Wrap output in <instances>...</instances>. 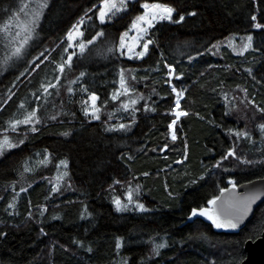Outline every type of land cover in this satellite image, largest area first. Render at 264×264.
I'll return each instance as SVG.
<instances>
[{
  "label": "trees",
  "instance_id": "16d2710c",
  "mask_svg": "<svg viewBox=\"0 0 264 264\" xmlns=\"http://www.w3.org/2000/svg\"><path fill=\"white\" fill-rule=\"evenodd\" d=\"M23 1L0 0V26ZM145 2L127 0L126 11L102 25L100 0H47L18 59L22 69L0 67V140L9 134L24 141L0 155V264H240L245 241L264 231V201L235 233L185 221L229 180L264 177V114L253 106L264 108V30L251 21L253 14L264 21V0H147L185 19L156 23L145 55L129 59L119 38ZM82 16L86 40L105 35L61 73L57 66L70 50L65 34ZM248 34L250 50L234 53L231 41L240 47ZM49 83L56 87L45 93L41 85ZM173 87L183 90L180 109L187 113L175 123V140L168 128ZM91 94L99 119L85 115ZM36 107L38 131L10 129ZM243 131L249 135H234ZM229 150L235 156L223 159ZM61 161L65 185L53 191ZM114 199L127 208L117 211Z\"/></svg>",
  "mask_w": 264,
  "mask_h": 264
},
{
  "label": "snow or ice",
  "instance_id": "6c2138e0",
  "mask_svg": "<svg viewBox=\"0 0 264 264\" xmlns=\"http://www.w3.org/2000/svg\"><path fill=\"white\" fill-rule=\"evenodd\" d=\"M127 6V0H100L99 4V11L97 13V19L99 20L100 24H105L108 22L110 17H114L116 14L121 13L123 11H126ZM28 5L24 4L22 7L18 9L19 12L23 13L27 9ZM48 7L47 0H44L43 3L38 4V6L31 12L30 18L25 19L23 22H17V26L19 28L18 31H16L14 34H11V39L15 41L17 38H19V46L15 47L12 55L19 57L21 55L22 49L29 43L30 40H32L33 35L36 31V25L38 24L39 18L45 8ZM96 5H93V8H95ZM142 9L144 10L141 15L136 16V18L131 23V29H134L137 31V41H143V50L134 52L133 46H128L127 51L130 54L128 56L129 59L133 58V55H135V58L140 59L142 58L145 53L148 51L149 45L153 43L151 39H145V37L148 36L149 30L153 29L155 27L156 23H159L161 21H169L174 23H180L182 22L185 17L184 15H180L179 19H175L174 13L175 8L168 6L164 3L159 2H146L141 5ZM88 11H92V9H88ZM189 15H196V13L192 12L189 13ZM85 16H87V12L85 13ZM88 19L91 20L92 17L88 16ZM251 21H253L252 27L257 30H264V21H259L256 15L251 16ZM85 25V18L82 16L79 18L78 22L73 24L71 28L66 32V38L68 42V48H65L64 51L68 52L69 48H78L79 54L83 55L89 45L94 44V42L97 40V38L102 37L105 35L103 30L98 31L95 33L94 36H92L91 39H85V32L83 31V26ZM0 31H5L10 33V27L8 24H5L3 29H0ZM23 34V35H22ZM129 35L128 32H124L121 34L119 38V49L123 50L126 46L125 44V38ZM247 43L243 45V50L239 53L240 55H243V51H246L247 49L252 47V41L253 36L248 35L247 36ZM109 52L112 51L111 48L108 49ZM43 55V54H41ZM77 55L75 51L70 53L67 56V59L62 63L59 64L58 70L62 73L65 70V65H68L69 67L72 66V60L73 56ZM47 59V57H45ZM36 67H39V64L36 65ZM166 67L169 68V76L172 75L173 69L171 66L166 65ZM250 71V70H249ZM81 76H84L85 73L81 72ZM60 79L59 76L56 77V80L58 81ZM179 79V77H177ZM121 87L124 88L125 81L123 76V70L121 71ZM45 93H48L49 88H55V84L49 83L46 87L44 85H41ZM72 89H69V92H71ZM87 91V89H85ZM125 91L127 89L125 88ZM172 92L176 95V101H175V108L173 109L174 115L176 119L178 120L181 116L187 115L184 111H179L177 109L180 108V100L184 96L183 91H178L175 87L172 88ZM39 100L40 97H37ZM89 99L92 102V112L91 115L94 119H99L97 112L99 111L98 108H96V100L97 96L95 94H91ZM113 99H116L115 96H113ZM132 103H136V101H132ZM249 103H253L252 101H249ZM256 107V111L264 114V108H260L258 106L253 105ZM23 107V105H21ZM125 107H127L125 105ZM37 111L38 108L32 109L31 112H29L23 120H15L9 122L10 129L14 132L16 131L17 127L21 124L23 125H33L38 124L40 121L37 118ZM89 111L86 108L85 109V115H88ZM54 118V117H53ZM176 123V120H173L172 123L169 124V128L171 129L173 127V124ZM120 128H124L125 126L121 124L119 126ZM258 128L262 135H264V123H261L258 125ZM32 132L38 131V129L35 126H32L30 129ZM5 131H8V129H5ZM68 133H64V135H67ZM234 135H236L238 138L241 136L247 137L249 134L247 131L243 132H235ZM173 140L176 139L175 135L172 137ZM24 143L23 140L19 141V144L11 141L7 136H4L2 140H0V155H2L5 151H10L14 148L19 147V145H22ZM235 156V153L232 150H229L227 153V156L223 157V159H227L228 157ZM45 160H47V156H45ZM243 163H252V161H242ZM64 167H67L66 161L60 162ZM216 166H219V162ZM59 167V165H58ZM25 171H28V168H25ZM66 174V173H65ZM146 175V174H145ZM195 183V181H193ZM229 184H232L233 187H235V184L232 180L228 181ZM25 191L24 188H21V192ZM53 191H56V188L53 187ZM221 193L226 191V189H221ZM261 196H264V192L254 191L246 196L240 197L239 200L235 203L234 208L235 211L233 214L225 215L219 207H201L199 209L193 208L191 211V215L189 219L200 216L205 217L207 220L211 221V224L213 227L217 229H235L238 227L239 223L243 221V219L248 215V213L251 210L252 205L261 198ZM131 194L128 196L129 202H131ZM220 200V197H214L213 199H210L207 201V204L209 206H216L217 201ZM114 204L116 205L117 211H123L127 208V205H121V202L119 199H114ZM9 208L13 207L12 204L8 205ZM137 208L141 211L144 210V206L142 204H138ZM165 245L160 244L157 246V248H162ZM117 249L121 247L120 241L117 240L116 243ZM90 251V249H89Z\"/></svg>",
  "mask_w": 264,
  "mask_h": 264
},
{
  "label": "rangeland",
  "instance_id": "374dc122",
  "mask_svg": "<svg viewBox=\"0 0 264 264\" xmlns=\"http://www.w3.org/2000/svg\"><path fill=\"white\" fill-rule=\"evenodd\" d=\"M28 2V3H27ZM23 1V2H21L19 5H20V7H22L24 4H27L28 5V7H27V9L25 10V12H23V13H21V12H19L18 11V9L20 8H18L17 9V12L12 16V17H10L8 20H7V22L5 23V24H8L9 25V27H10V33L9 32H5V31H0V67L1 68H3V69H5L6 71H13L15 68H16V64H17V66H19L20 67V65H24V63H23V60H21V61H18V59L20 58V57H22V59H24L25 58V56H26V53H27V51H28V49L30 48V46H31V44H32V40H30L29 41V43L27 44V45H25V47L22 49V51H21V55L19 56V57H17V56H13L12 55V53H13V51H14V49H15V47H17V46H19V38H17L15 41H13L12 39H11V34H14L16 31H18L19 30V28H18V26H17V22L19 21V22H23L25 19H27V18H30V14H31V12H32V9L34 8V7H37L38 6V3H36L35 2V0H29V1ZM144 11V10H143ZM5 24H3V25H1L0 26V29H3L4 28V26H5ZM36 28H37V25H36ZM129 35L125 38V44H126V46H125V48L122 50V52H123V54L126 56V57H128L130 54L128 53V51H127V48H128V46H133L134 47V52H138V51H141V50H143V41H137V36H138V33H137V31L136 30H134V29H131V27H130V30H129ZM23 35V34H22ZM248 35H250V34H248ZM248 35H246V37L244 38V41H243V45L245 44V43H247L248 41H247V36ZM145 39H149L148 38V36L147 37H145ZM243 45L242 46H240V47H237L238 46V42L237 43H235V42H232L231 41V46L233 47V48H235V50H234V53H238V55H239V53L243 50ZM75 49H77V48H70V50H69V54L70 53H72L73 51H75V52H78L79 50H75ZM250 50V48L249 49H247L246 51H243V54H245L247 51H249ZM133 57H135V55H133ZM21 68V67H20ZM22 69V68H21ZM168 74H169V72H168ZM172 76V75H171ZM178 91H180L179 89H177ZM183 91V90H182ZM176 96V95H175ZM37 97V96H36ZM90 97V96H89ZM183 98V97H182ZM181 98V99H182ZM88 100H89V104H88V106H89V108H90V110H88L89 111V113H90V115H91V112H92V102H91V100L88 98ZM175 101H176V99H175ZM37 108V107H36ZM177 110H179V111H181L180 109H177ZM28 114V113H27ZM27 114H24V115H22L21 116V118H18L17 120H23L24 119V117L27 115ZM171 114L172 115H174V112H173V110H171ZM38 116V115H37ZM92 116V115H91ZM38 118V117H37ZM39 119V118H38ZM173 120H176L177 121V119H176V117H175V115H174V118L172 119V121ZM172 121L170 122V123H172ZM169 123V124H170ZM22 126H29V127H32V126H35V125H37V124H33V125H23V124H21ZM21 125H19V126H21ZM18 126V127H19ZM169 126V125H168ZM169 128V127H168ZM175 124H173V127L170 129L169 128V131H170V138L172 139V137H173V135H175ZM7 134V133H6ZM11 141H14L13 140V138H15V136H10L9 134L8 135H6ZM2 138V137H1ZM4 138V137H3ZM2 138V139H3ZM57 174H56V177L58 178V180L56 181V182H53L52 181V185H53V187H55L56 189L61 185V186H64L65 185V173H66V171H65V169H64V166L62 165V167L60 168V170L58 171V172H56ZM66 185H67V183H66ZM53 187H52V189H53ZM129 192H126V197L128 198V196H129Z\"/></svg>",
  "mask_w": 264,
  "mask_h": 264
},
{
  "label": "water",
  "instance_id": "95a60500",
  "mask_svg": "<svg viewBox=\"0 0 264 264\" xmlns=\"http://www.w3.org/2000/svg\"><path fill=\"white\" fill-rule=\"evenodd\" d=\"M226 191L221 193L219 192L217 197H220V200L217 201L216 206L208 207H219L225 215L233 214L235 211L234 205L239 200L240 197L246 196L254 191L264 192V177L256 178L233 187L232 184H228L225 188ZM264 201V196H261L251 207L248 215L239 223L238 227L235 229H217L219 231L235 233L241 229L247 221L251 218L254 209ZM201 208V207H199ZM197 208V209H199ZM192 211V210H191ZM191 211L186 218L187 223H191L195 219H201L202 221L211 224V221L207 220L205 217L196 216L189 219ZM212 225V224H211ZM244 258L240 264H264V231L259 237L254 240L248 239L243 244Z\"/></svg>",
  "mask_w": 264,
  "mask_h": 264
},
{
  "label": "bare ground",
  "instance_id": "6f19581e",
  "mask_svg": "<svg viewBox=\"0 0 264 264\" xmlns=\"http://www.w3.org/2000/svg\"><path fill=\"white\" fill-rule=\"evenodd\" d=\"M249 221V220H248Z\"/></svg>",
  "mask_w": 264,
  "mask_h": 264
}]
</instances>
